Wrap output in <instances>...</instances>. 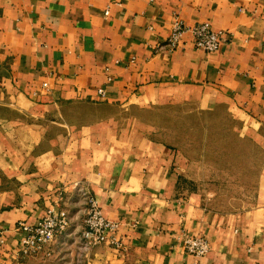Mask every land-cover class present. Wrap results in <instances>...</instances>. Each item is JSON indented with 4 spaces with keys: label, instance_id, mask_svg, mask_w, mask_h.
<instances>
[{
    "label": "crops",
    "instance_id": "0c3cea01",
    "mask_svg": "<svg viewBox=\"0 0 264 264\" xmlns=\"http://www.w3.org/2000/svg\"><path fill=\"white\" fill-rule=\"evenodd\" d=\"M178 18L228 42L207 54L186 34L173 50ZM175 107L224 116L245 145L239 198L219 199L237 211L153 129L147 115ZM89 197L124 249L84 242ZM56 207L69 231L23 257L18 224ZM0 232V264H264V0H0Z\"/></svg>",
    "mask_w": 264,
    "mask_h": 264
},
{
    "label": "rangeland",
    "instance_id": "374dc122",
    "mask_svg": "<svg viewBox=\"0 0 264 264\" xmlns=\"http://www.w3.org/2000/svg\"><path fill=\"white\" fill-rule=\"evenodd\" d=\"M147 117L153 120V129L161 139L182 147L191 159L197 160L199 170L195 175L203 182L201 189L206 194L211 191L218 199L216 203H212L214 207L223 211H237L245 205L237 201H219L220 198L224 199L226 196L239 198L241 190L230 177L235 181H240L238 178L241 175L240 166L245 157L241 154L242 145L243 147L245 145L241 144L235 135L227 134V138L225 137V132H232L233 127L225 122L224 116L211 118L207 114H197L187 107H175L156 110L149 113ZM247 148L250 157L254 156L252 149ZM211 166L216 170H211ZM226 166H232L233 171L227 172ZM250 179L252 180L251 175ZM45 253L48 254L47 251L43 254Z\"/></svg>",
    "mask_w": 264,
    "mask_h": 264
},
{
    "label": "built area",
    "instance_id": "2783aa9c",
    "mask_svg": "<svg viewBox=\"0 0 264 264\" xmlns=\"http://www.w3.org/2000/svg\"><path fill=\"white\" fill-rule=\"evenodd\" d=\"M109 15V12L106 13ZM190 34L197 50L207 54H216L222 50L228 42V35L225 32H216L209 23L186 25L181 19L174 23L168 46L173 50L180 45L182 38ZM104 95V92H100ZM71 227V216L66 210L50 208L46 216L37 224L30 225L20 222L17 231L22 233L20 241V253L23 257H37L48 251L55 242L69 231ZM120 224L107 219L97 200L88 198L87 217L84 223L82 239L90 248L100 245H107L116 249H124L122 240L118 238ZM0 242L5 243L3 234L0 232ZM186 252L198 259L205 258L210 252V243L197 236H186L184 238Z\"/></svg>",
    "mask_w": 264,
    "mask_h": 264
}]
</instances>
